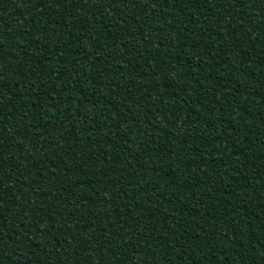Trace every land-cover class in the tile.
<instances>
[{
	"label": "trees",
	"instance_id": "1",
	"mask_svg": "<svg viewBox=\"0 0 264 264\" xmlns=\"http://www.w3.org/2000/svg\"><path fill=\"white\" fill-rule=\"evenodd\" d=\"M0 264H264V0H0Z\"/></svg>",
	"mask_w": 264,
	"mask_h": 264
}]
</instances>
